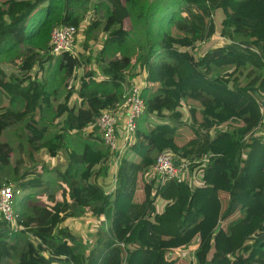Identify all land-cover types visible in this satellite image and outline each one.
I'll use <instances>...</instances> for the list:
<instances>
[{"label":"trees","instance_id":"1","mask_svg":"<svg viewBox=\"0 0 264 264\" xmlns=\"http://www.w3.org/2000/svg\"><path fill=\"white\" fill-rule=\"evenodd\" d=\"M87 19L84 47L92 51L105 38L96 55L102 76L85 53H50L55 26L80 31ZM132 31L145 48V110L107 193L98 179L112 153L100 135L82 133L98 131L94 119L122 99V84L132 85ZM52 63L53 78L39 77ZM78 78L77 88L71 82ZM75 93L78 107L70 106ZM0 99V164L11 160L3 133L18 122L26 132L25 159L14 168L17 190L44 185L35 152L70 151L58 171L60 198L49 194L35 214H18L19 231L0 215V264H176L186 249L195 264H264V0H0ZM27 102L30 109L18 108ZM145 123L186 135L179 158L213 155L191 165L203 171L200 185L150 178L164 147ZM55 124L59 131L49 134ZM86 209L109 222L99 224L90 247L63 226ZM122 243L134 247L126 251Z\"/></svg>","mask_w":264,"mask_h":264},{"label":"rangeland","instance_id":"2","mask_svg":"<svg viewBox=\"0 0 264 264\" xmlns=\"http://www.w3.org/2000/svg\"><path fill=\"white\" fill-rule=\"evenodd\" d=\"M155 0H149L150 3H152ZM90 21L87 19L84 22L83 27L79 31L78 35V42L76 45V51L80 53H85V55H89L92 57V64L91 67L98 73L99 76H102L100 72V68L98 65V62L96 60L97 53L102 49L104 45V36H101L100 39L97 42H93L91 44L92 51L87 50L85 45V33L83 32L84 27L89 23ZM132 26V25H131ZM129 25V27L131 28ZM173 34H178V31L175 28L171 29ZM139 30H137L138 32ZM136 31H132V38L128 42L129 43V49H130V55L133 57V65L131 67V72L133 74L132 78V85L133 84H139L142 80V74H141V57L143 55V51L145 48L139 43V33L140 34V41L143 40L145 33L142 30L137 33ZM207 46L205 43H202L201 48ZM56 64L52 63L51 68H48L44 73L41 72L38 76L42 79L46 78H53V73L55 71ZM38 67L36 66L35 70H37ZM231 69L229 66L223 67L221 69H216V73L222 74L225 71ZM140 72V73H139ZM33 73V71H32ZM80 73V71H79ZM56 75H59V73H56ZM80 78L77 80H73L71 82V85L79 87ZM130 85L122 84L121 86V96L129 92ZM63 92V89H61ZM61 96H57L55 98L54 103L57 104L60 100ZM1 100V99H0ZM1 103V102H0ZM82 104V100L78 97L77 93H75L71 100H70V106H80ZM31 108L30 102H27L25 105L19 104L18 108ZM12 109H14L12 107ZM9 114V112H8ZM63 122V121H62ZM62 122L61 125L63 124ZM264 126V124H263ZM59 127L57 124L51 126L49 128V134H53L59 131ZM144 127L151 131L153 134L155 133V137H157L161 143H163L164 149H167L169 152H171L173 155L178 156V150L181 148H184L188 145L187 143V137L185 134H182L183 136L177 137L174 134V130H169L168 128H150L147 127V124H144ZM89 133L93 134L95 137H99L98 131H95L92 126L85 129L82 133V136L85 137ZM215 136L218 135L215 131L213 132ZM76 136L75 133H71L68 135V138L71 139ZM185 136V137H184ZM77 137V136H76ZM2 141L9 142L11 144V160L8 165L3 166L0 164V188L6 184L11 185L14 183H17L19 180L17 178V175L15 174L14 168L17 164V160L24 161L25 159V151L27 149V139H26V132L22 128V122H18L14 128L9 132H4L2 137ZM75 139V138H74ZM68 145L73 144L72 140H67ZM184 141V143H183ZM186 144V145H185ZM102 147V146H101ZM104 147V146H103ZM245 152V151H244ZM69 153L70 151L67 149H62L58 151L56 156H52L49 151L46 148H43L39 152H35V158H41L43 159V163L45 167L43 168V173L41 177L44 179V185L40 188H32V189H21L15 196V211L17 215L27 216L35 214L36 211L48 203L49 194H54L57 198L61 197V188H60V175L59 172L63 166H65L69 161ZM108 165V172L106 175L101 176L98 179V182L104 187L105 191L107 193L114 190L116 185V177L114 175V168L111 167L110 161L107 162ZM45 169H48L47 171ZM202 169L197 168L195 171H193L191 174L190 182H186L191 189H193L195 186L200 185L202 183ZM35 175V174H33ZM15 186V185H12ZM163 199H160L158 201V207L161 209L163 207V203H161ZM74 220L67 221L63 224V226L69 224L75 229L76 232H78L79 235H81L84 238L85 244L87 247H90V245L93 243L94 235L98 229V227L103 223V227H108L109 222H106L104 219H98L95 216L92 215L91 210L86 209L84 211L83 215L72 217ZM100 224V225H99ZM21 244H23V239L20 240ZM180 261L176 264H192V252L190 250H186L180 253Z\"/></svg>","mask_w":264,"mask_h":264},{"label":"built area","instance_id":"3","mask_svg":"<svg viewBox=\"0 0 264 264\" xmlns=\"http://www.w3.org/2000/svg\"><path fill=\"white\" fill-rule=\"evenodd\" d=\"M78 35L79 30L74 25L61 24L55 26L51 32L50 53L54 57L63 53L77 54ZM144 83L131 85L129 92L124 94L121 100L117 101L114 106L102 111L94 119V126L102 137L105 146L112 153L110 162L115 169V177L126 149L135 140L138 120L145 110V100L142 96ZM212 156L210 154L206 159L191 160L189 158H179L164 149L157 154L154 164L149 168V175L151 179L156 178L157 182L163 183L174 180L180 185L186 182L191 184V165L193 163L199 165L203 161H208ZM16 184H4L0 188V215L14 231H19L22 227L18 223V215L14 208V199L19 192L16 189ZM121 246L126 251L134 247L125 243H122ZM192 257V264H195L193 253Z\"/></svg>","mask_w":264,"mask_h":264},{"label":"crops","instance_id":"4","mask_svg":"<svg viewBox=\"0 0 264 264\" xmlns=\"http://www.w3.org/2000/svg\"><path fill=\"white\" fill-rule=\"evenodd\" d=\"M144 80H145V77L142 76L141 84H142L143 82H145ZM144 84H145V83H144ZM143 87H144V85H143ZM73 95H74V94H73ZM73 95H72V96H73ZM71 98H72V97H71ZM130 146H131V145H130ZM130 146L126 149L125 154L128 152ZM246 149H247V148H246ZM244 151H245V152H243V155L246 154V150H244ZM125 154L123 155V157L125 156ZM123 157H122V158H123ZM121 161H122V160H121ZM111 167H113L112 164H111ZM114 170H115V169H114ZM157 203H158V202H157ZM161 203H163V207H164V205H165V201H161ZM163 207H162L161 209H159V207H158V209H159V210H162ZM72 220H74V219H73V218H69V219H68V221H72ZM67 225H69V224H67ZM69 226H71V225H69ZM71 227H72V226H71ZM72 228H73V227H72ZM74 230H75V229H74ZM186 250H188V249H186ZM186 250H183V251H186ZM183 251H182V252H183ZM190 252H191V251H190ZM180 255H181V254H180Z\"/></svg>","mask_w":264,"mask_h":264}]
</instances>
